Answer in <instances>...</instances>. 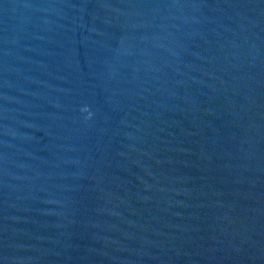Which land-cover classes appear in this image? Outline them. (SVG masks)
<instances>
[{"label": "water", "instance_id": "water-1", "mask_svg": "<svg viewBox=\"0 0 264 264\" xmlns=\"http://www.w3.org/2000/svg\"><path fill=\"white\" fill-rule=\"evenodd\" d=\"M0 264H264V0H0Z\"/></svg>", "mask_w": 264, "mask_h": 264}]
</instances>
